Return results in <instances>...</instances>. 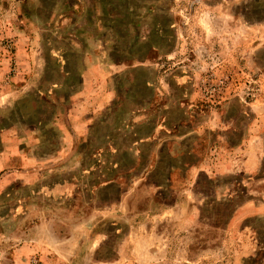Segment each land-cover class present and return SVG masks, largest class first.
Here are the masks:
<instances>
[{
  "label": "rangeland",
  "instance_id": "rangeland-1",
  "mask_svg": "<svg viewBox=\"0 0 264 264\" xmlns=\"http://www.w3.org/2000/svg\"><path fill=\"white\" fill-rule=\"evenodd\" d=\"M0 264H264V0H0Z\"/></svg>",
  "mask_w": 264,
  "mask_h": 264
}]
</instances>
